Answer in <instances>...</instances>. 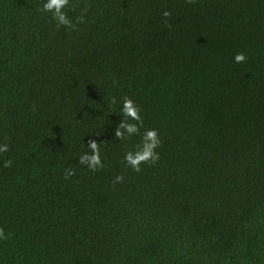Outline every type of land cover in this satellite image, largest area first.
<instances>
[{
	"label": "trees",
	"instance_id": "trees-1",
	"mask_svg": "<svg viewBox=\"0 0 264 264\" xmlns=\"http://www.w3.org/2000/svg\"><path fill=\"white\" fill-rule=\"evenodd\" d=\"M44 2L0 0V264H264V0Z\"/></svg>",
	"mask_w": 264,
	"mask_h": 264
},
{
	"label": "clouds",
	"instance_id": "clouds-1",
	"mask_svg": "<svg viewBox=\"0 0 264 264\" xmlns=\"http://www.w3.org/2000/svg\"><path fill=\"white\" fill-rule=\"evenodd\" d=\"M70 3V0H45L42 11L44 12H54L55 15L54 19L58 22L60 25L68 26L71 23V18H69L64 9L66 6H68ZM164 17H168L170 15L169 11H164L162 13ZM235 61L237 63L244 62L246 60V57L241 53L237 54L234 57ZM122 114L129 118L126 120L122 127H125L127 129V132L129 134H135L138 131V123H133L131 121L140 122L141 116H140V109L135 104V102L131 98L124 99L123 108H122ZM116 135L118 137L124 136V133L121 131H117ZM131 136V135H129ZM150 141L149 143H144V141ZM160 144V140L158 137V132L155 129L148 130L146 133V137L143 138V145L141 149L135 153L128 152L125 155V160L132 166V168L135 171L140 170V164L142 162H146L149 160L155 161L159 159V154L156 152L157 147ZM90 148L93 150L91 154H86L81 158L80 163L81 164H87L88 168L90 169H97L98 167H102V161L100 157V152L98 145L93 142L90 145ZM8 151V145L7 144H0V153L7 152ZM11 164V161H6L5 166H9ZM71 175H73L72 171H66L65 172V179H68ZM116 179L119 181L122 179V177L117 176ZM8 237L6 236L4 229L0 228V241L6 240Z\"/></svg>",
	"mask_w": 264,
	"mask_h": 264
}]
</instances>
